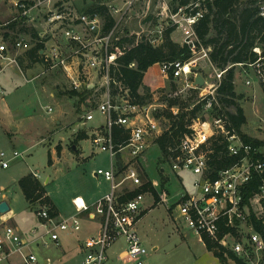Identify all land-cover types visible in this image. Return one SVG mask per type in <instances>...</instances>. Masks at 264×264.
Instances as JSON below:
<instances>
[{
	"label": "built area",
	"instance_id": "1",
	"mask_svg": "<svg viewBox=\"0 0 264 264\" xmlns=\"http://www.w3.org/2000/svg\"><path fill=\"white\" fill-rule=\"evenodd\" d=\"M210 1L193 0L183 7L173 3V7L165 5L162 10L156 6L147 14L152 27L147 35L150 40L145 39L148 44L158 42L168 28H173V33L184 34L183 45L189 47L190 58L156 66L162 78L181 81L185 90L198 93V100L190 110L201 105L186 127L187 133L174 139L164 156L161 152L162 162L177 175L181 190L176 193L168 190L169 177L162 187V180H151L143 166L148 150L154 146L159 148V138L165 133L171 134L169 128L161 125L154 105L135 103L129 90L111 75V68L119 66L116 57L126 49L124 46L114 52L121 22L127 21L126 14L137 4H142L145 11L150 9V4L145 0H115L114 6L101 4L114 20L112 27L105 31V20L97 13H89L90 7L83 8L79 0L9 1L8 20L0 18V75L10 67L20 69L18 53L21 50L41 45V64L47 70H62L72 90L81 92L98 85L104 91V99L94 110L85 113L83 123L94 120L95 110L102 117L101 124L91 134V145L108 156L109 167L97 169L94 177L109 187L90 205L82 201L80 206L79 198H74L76 214L67 219L51 216L48 207L38 210V228L30 234L36 236L39 230L42 234L30 243L14 227L6 226L0 237V262L18 255L21 264H37L30 245L58 247L61 233L81 230L79 216L86 213L99 228L85 240L80 264H104L108 250L120 239L124 240L125 249L119 253L118 260L123 264H144L147 250L136 225L143 212V196L149 192L140 191L125 201L124 198L150 184L159 203L173 214L176 230L192 233L204 246L206 241L214 244L217 250L223 251L225 262L222 264H264V144L255 147L243 140L241 129L234 128L229 116L234 110L225 109L217 94L224 74L234 67L245 77L244 85L250 89L256 84L264 98V50L255 46L253 60L230 64L224 70L216 69L209 58L211 49L204 47L195 33ZM260 16L264 18V5L260 7ZM129 35L125 32L122 38ZM128 67L134 69L135 64ZM200 69L212 73L213 77L203 76ZM198 76L204 81L201 88L194 84ZM112 85L117 87L113 93ZM255 98L254 95L256 101ZM170 111L173 117L179 112L178 108ZM115 129L121 131L117 136ZM122 138L125 140L121 141ZM20 156L13 152L7 158L5 152H0L1 168L7 169L10 160ZM157 169L163 177L165 169L161 166ZM32 174L40 178L36 172ZM184 176H189L188 185ZM255 226L262 231H257Z\"/></svg>",
	"mask_w": 264,
	"mask_h": 264
},
{
	"label": "rangeland",
	"instance_id": "2",
	"mask_svg": "<svg viewBox=\"0 0 264 264\" xmlns=\"http://www.w3.org/2000/svg\"><path fill=\"white\" fill-rule=\"evenodd\" d=\"M9 1L0 0L1 21L8 20L3 12L9 14ZM145 1L150 4V9L145 11L142 4H137L126 14L127 21L121 22L118 28L116 42L125 32H129L128 39L133 40V43L125 45L127 48L145 39L150 40L147 35L152 30L149 25L151 18L147 19V14L156 6L159 10L165 5L173 7L174 0ZM239 1L243 3L248 0ZM114 2L115 0H79L83 8L101 4L114 6ZM175 2L174 6H177V1ZM117 5L119 8L122 7L121 2ZM214 35L215 32L211 30L210 37ZM170 39L180 46L184 44V34L179 31L171 33ZM162 43L163 34L158 42L151 45L158 47ZM25 52L26 50H21L18 58H23ZM31 66V69L24 73L15 67H10L0 75V87L3 91L2 95L0 94V98L2 97L0 152H5L7 158L13 152L21 155L11 159L7 169H2L0 166V187L4 186L11 192L17 190L13 207L18 211L21 237L29 243L42 234L41 230L36 236L30 234V231L38 226L36 212H31V207L37 211L47 207L40 203H34L32 206L26 203L18 187L16 188V183L21 177L31 171L36 172L40 176L38 180L44 187L46 195L49 194L50 200L61 213H68L74 209L71 199L86 194L96 197L106 192L109 187L108 183L94 177L97 169L109 167L108 156L91 145V134L101 124L102 117L95 110L94 120L86 125L83 123L85 113L94 110L104 99V91L98 89L97 85L96 88L81 91L75 96L72 94L74 90L71 83L62 70H47L41 62ZM207 68L211 71L209 67ZM199 73L205 77H213L207 70L200 69ZM234 73L235 92L238 96H243V101L238 99L236 103L243 110L246 118L241 131L250 138L264 140V98L256 84L250 89L244 85L245 77L240 74L238 68H234ZM142 87L148 89L144 92L142 88L140 93L143 96L145 94L150 96L149 104L154 105L155 114L161 116L158 117L161 125L167 124L166 118L167 114L171 113V108H178L179 103L180 106L191 107L198 100V93L185 90L183 82L162 78L156 65L144 74ZM254 95L256 101L253 99ZM172 102H176V105L170 108L169 104ZM48 109H51L50 113ZM229 110L234 109L229 108ZM57 147L60 148V155H57ZM49 156L54 160L51 166H48ZM157 165L165 169L163 177L159 175ZM143 166L151 180L159 182L163 178L167 182L169 177L168 190L171 193L181 190L177 175L162 162L161 151L157 146L148 150ZM184 180L188 185L189 176H184ZM172 202L173 200L170 199L169 204ZM141 208L143 212L140 214L136 230L147 250L144 264H222L212 252L198 242L197 237L192 233L176 230L173 214L168 211L166 205L159 202L154 204L152 194L143 196ZM80 222L82 231L83 228L95 230L99 228L98 223L89 225L90 223L85 219ZM30 247L40 263L43 246L32 244ZM124 249V240L120 239L111 246L108 254L110 257L115 256Z\"/></svg>",
	"mask_w": 264,
	"mask_h": 264
},
{
	"label": "trees",
	"instance_id": "3",
	"mask_svg": "<svg viewBox=\"0 0 264 264\" xmlns=\"http://www.w3.org/2000/svg\"><path fill=\"white\" fill-rule=\"evenodd\" d=\"M177 6H187L191 0H174ZM264 5V0H248L240 2L239 0H213L208 3V12L204 18L195 27L197 38L201 41L204 47L210 48L209 58L212 65L218 70H224L228 65L243 64L254 59L255 55L252 49L255 46L264 50V18L260 16V7ZM89 13H97L105 20L104 30L108 31L114 24V20L110 17L108 9L104 5H93L88 9ZM213 30L215 35L210 37V32ZM173 28H168L163 34V43L158 47H152L145 41H140L131 47L124 49L123 53L116 57L117 68H111V75L116 82L122 87L129 90L131 98L137 104H149L151 98L148 94L144 96L140 93L144 74L154 65L163 62L172 61H187L190 58V51L187 45H178L171 41L170 35L173 33ZM133 43V40L122 38L115 44L114 52L122 49L126 44ZM42 48L38 45L24 53L23 58H18V65L21 72L31 69V65L40 63L39 50ZM26 65H25V64ZM134 63L135 68L130 69L128 66ZM235 73L234 67L229 69L223 76L222 83L217 90V94L225 109L233 108L234 112L229 113L231 122L237 131L246 123V118L243 110L239 107L236 100H242L243 96H238L235 92ZM116 86L111 87V92H115ZM144 89V88H143ZM148 89L145 88L144 92ZM75 96L76 92H72ZM170 108L176 105V102L169 104ZM201 105H196L192 110L188 105L180 106L178 104V114L173 117L169 112L167 114V124L171 134L165 133L158 140V146L163 156L166 153L168 145L174 143V139L178 136L187 133L186 127L191 123L200 110ZM156 117H161L156 115ZM121 133L115 129V136ZM243 140L255 147L264 144V141L252 139L244 134H241ZM125 140L124 138L120 139ZM219 151V148H215ZM57 155H60V148L57 147ZM52 165L51 158H48V166ZM161 185L164 187L165 180L161 178ZM18 187L25 201L32 206L34 203H40L49 208L51 216H57V211L52 201L48 196L41 182L36 179L32 173L18 180ZM140 191L149 192L154 197V204L159 202V197L156 192L146 184L142 189L136 190L128 194L125 200L132 199ZM33 212L37 210L31 207ZM257 231H262L261 228L255 226ZM205 247L212 252L219 262L224 263L223 251L217 250L214 244L206 241Z\"/></svg>",
	"mask_w": 264,
	"mask_h": 264
},
{
	"label": "crops",
	"instance_id": "4",
	"mask_svg": "<svg viewBox=\"0 0 264 264\" xmlns=\"http://www.w3.org/2000/svg\"><path fill=\"white\" fill-rule=\"evenodd\" d=\"M3 14L6 17L9 15V14L6 15V11H4ZM0 15H1V13H0ZM17 70L21 71L20 69H17ZM2 74H4V73H2ZM74 92H76V91H74ZM76 93H79V92H76ZM0 101H2V97L0 98ZM51 161H54V160L51 158ZM30 173H35V172L31 171ZM30 173H28V174H30ZM16 184H17L16 185V188H17L18 187V181ZM18 189H19V187H18ZM19 191H20V189H19ZM0 192H2V194L0 195V202L4 201L9 207V212L7 214H5V215L0 214V236L3 234V228L6 225H11L20 234V232H21V231H19L20 230L19 229L20 221H19V218L17 215L18 211L13 207L14 198L17 197V190H14L13 192L7 191L5 189V187L2 186V187H0ZM106 192L101 193L99 196L97 195L96 197H94V195L86 194V195H80L77 198H80L85 204L90 205L93 202H95L96 200H98L99 198H101ZM20 193H21V191H20ZM21 195H22V193H21ZM46 196H48L50 198L48 193ZM72 200H74V199H71V204H72ZM53 205H54V203H53ZM72 207L74 208L73 204H72ZM55 208L57 211V217L59 219H67V218L76 214L75 208L72 209V211H70L68 213H61L56 206H55ZM32 211L33 210L31 209V212ZM79 217L81 218V220L85 219V221L90 223L89 225H93L92 223H94L87 218L86 213L80 214ZM96 232H98V230H95L92 228H88V229L83 228V231H82V227H81V230L78 233H73V234L72 233H62V235H60V245L58 247L52 246V245L47 246V247H42L41 245H37V246L43 248L41 260H39L40 263L37 262V264H80L82 259H83L84 253H85V250L83 247L84 242L88 237L94 235ZM155 249L156 248H154V250ZM108 253L109 252H107V261L104 264H123L118 260V255L120 252L118 254H116L115 256L111 255V257ZM0 264H21V259L18 255H14L9 260L4 261V262H0Z\"/></svg>",
	"mask_w": 264,
	"mask_h": 264
},
{
	"label": "water",
	"instance_id": "5",
	"mask_svg": "<svg viewBox=\"0 0 264 264\" xmlns=\"http://www.w3.org/2000/svg\"><path fill=\"white\" fill-rule=\"evenodd\" d=\"M194 84L198 86L199 88L203 87L204 85L203 78L201 76H198L197 78H195ZM161 172H163V170H161ZM8 212H9L8 205L4 201L0 202V214L5 215Z\"/></svg>",
	"mask_w": 264,
	"mask_h": 264
},
{
	"label": "bare ground",
	"instance_id": "6",
	"mask_svg": "<svg viewBox=\"0 0 264 264\" xmlns=\"http://www.w3.org/2000/svg\"><path fill=\"white\" fill-rule=\"evenodd\" d=\"M77 203L81 206V204H82V200L79 198V199L77 200Z\"/></svg>",
	"mask_w": 264,
	"mask_h": 264
}]
</instances>
